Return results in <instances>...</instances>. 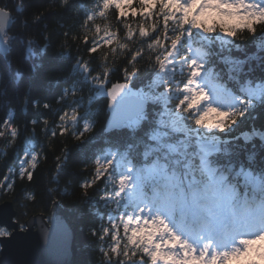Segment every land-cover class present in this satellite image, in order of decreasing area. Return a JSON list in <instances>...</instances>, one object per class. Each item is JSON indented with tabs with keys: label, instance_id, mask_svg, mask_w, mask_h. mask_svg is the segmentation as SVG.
Here are the masks:
<instances>
[{
	"label": "snow or ice",
	"instance_id": "6c2138e0",
	"mask_svg": "<svg viewBox=\"0 0 264 264\" xmlns=\"http://www.w3.org/2000/svg\"><path fill=\"white\" fill-rule=\"evenodd\" d=\"M61 7L79 22L58 24L56 45L47 24L31 30L42 14L20 22L25 47L17 63L32 61L23 120L7 85L0 89L9 105L0 118V142L14 156L0 177V201L16 192L17 180L27 182L13 196L14 215L6 204L0 208V251L2 241L27 233L33 219L51 252L66 245L71 225L62 218L49 214L51 229L43 215L25 219L30 204H45V197L56 202L58 188L46 186L37 199L28 185L58 142L48 183L59 182L76 152L85 158L76 188L93 207L106 209L88 227L99 264H264V155L256 147L258 140L264 149V125L238 131L264 110V75L245 70L252 61L264 65V0H91L90 6L61 0ZM23 10V0L0 6V58L17 84L25 72L13 67V27ZM251 37L257 52L233 57ZM52 47L74 48L75 56L63 83L55 81L59 92L42 101L33 97L31 81ZM213 57L227 66L226 80ZM102 112L109 114L103 148L95 139Z\"/></svg>",
	"mask_w": 264,
	"mask_h": 264
},
{
	"label": "trees",
	"instance_id": "16d2710c",
	"mask_svg": "<svg viewBox=\"0 0 264 264\" xmlns=\"http://www.w3.org/2000/svg\"><path fill=\"white\" fill-rule=\"evenodd\" d=\"M24 10L22 14L17 15L16 23L13 27V31L16 32L17 41L13 46L12 51V62L13 67H20L24 70L25 76L20 83H16L14 80V73L12 69L6 67L5 62L0 58V89H3L7 85V98L11 100V107L15 110V114L19 117L20 120H23L25 117L20 115L21 113V104L24 99L25 90L29 86V75L30 68L29 65L32 61H23V63H17L19 59L23 56V49L25 45L20 41L19 34L21 33V20L27 19L31 22L33 14L39 13L43 15V20L40 24L31 25V30L35 32H41L44 30V25H48V32L52 35L53 45H56V42L62 39L56 32L53 30L57 28L58 24H64L65 26H73L79 21L73 18V11L71 9H65L61 7V0H23ZM79 2L88 4L90 6L91 0H79ZM8 3L9 6H12L13 0H0V6ZM77 3V0H73V5ZM66 28L60 29V31H65ZM259 35V34H257ZM256 38L251 37L246 40H243L244 51L233 50L231 55L233 57L244 58L245 56L250 55L251 53L257 52V48L253 43V40ZM42 44L43 41L41 40ZM83 47V45H81ZM214 51H218V48L214 46ZM61 51H70L71 56L60 57L56 55ZM226 53H222L224 55ZM261 56H264V53H260ZM75 56V49L65 50L60 49L59 47L49 48L46 56L42 58L44 67L39 71V74L31 81L33 86V97L39 96V98L44 100L51 99L56 93L59 92L61 85L55 83L56 79L59 77L63 83V78L68 75L71 66L72 59L71 57ZM213 63L216 65L218 71H220L224 77L227 79V66L221 64L216 57H213ZM260 61H252L249 65H245V70L247 71L248 67L255 68V72L252 75L261 76L264 75V72L261 71ZM115 79V78H113ZM141 85L146 83V80L140 82ZM5 97H0V118H3L5 113L9 110V105L3 103ZM101 104L109 103L104 98L100 100ZM55 106V105H54ZM33 115L31 110L28 111V118ZM48 115V113H44ZM107 113H101L99 119L101 124L96 125L95 139L98 147L103 148L104 145V136L105 133L102 128L103 122L108 119ZM257 118L255 120H249L242 129L238 131L247 130L249 125L255 124L257 127L264 125V110L257 109L256 112ZM37 133L40 132V129H36ZM115 138H120L121 140L126 139V135L123 133H113ZM64 138L61 137L62 141ZM71 143V141H69ZM51 152H49L47 163H42L40 168L36 172V181L32 185H28V191H32L35 188L37 199L40 198L39 193L45 190L46 186L59 189V194L55 197L56 202H48V198L45 197V204L33 207L31 204L28 208V216L25 219H29L31 216L45 215L48 217L50 211L54 205L60 206L64 213L67 215L68 219L74 224L76 231V246H77V257L74 264H99L100 253L97 250L98 242L95 237L91 236L88 232V227L92 223L98 224L100 222L99 218L95 215L97 211L100 213H105L106 209L103 204H99L95 207L91 205L90 201L81 197V193L76 188V182L81 178V171L84 167L85 158L80 154L73 152L72 157L69 161L68 166L59 176V182L53 181L51 184L48 181L54 175L52 169L54 168V162L52 159V153L56 151L59 147L58 142H53L51 145ZM257 150L260 151L261 155H264V149L259 148V141L256 142ZM251 148V145H249ZM241 158H243V153H241ZM14 159L13 150L0 142V177L5 175L7 169L12 164ZM91 166H89L90 170ZM47 173V175L45 174ZM69 181H72L69 184ZM27 184L26 181H16V192L12 195L6 196L3 201H0V205L9 202L13 205L14 211L16 212V205L12 202L13 196L19 193L20 188L24 187ZM67 186V193L65 188ZM74 193V194H71ZM93 192L90 189L89 195H92ZM28 192H25L21 199L24 202H27ZM106 222V221H105Z\"/></svg>",
	"mask_w": 264,
	"mask_h": 264
},
{
	"label": "water",
	"instance_id": "95a60500",
	"mask_svg": "<svg viewBox=\"0 0 264 264\" xmlns=\"http://www.w3.org/2000/svg\"><path fill=\"white\" fill-rule=\"evenodd\" d=\"M5 204L7 211L14 215L16 212L11 203L5 202L0 205V208H3ZM50 214L62 218L71 225V233L66 245L61 246L54 253L51 252L39 231L40 220L33 219L32 227L27 233L17 234L13 239L2 241L3 250L0 251V264H74L77 257L76 231L74 224L68 219L63 209L58 205L52 207ZM40 216L41 215L31 216L29 219ZM43 217L45 225L49 229L53 228L54 225L47 220V216L43 215Z\"/></svg>",
	"mask_w": 264,
	"mask_h": 264
}]
</instances>
